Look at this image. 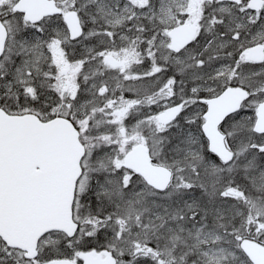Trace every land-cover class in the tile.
<instances>
[{
  "label": "snow or ice",
  "instance_id": "1",
  "mask_svg": "<svg viewBox=\"0 0 264 264\" xmlns=\"http://www.w3.org/2000/svg\"><path fill=\"white\" fill-rule=\"evenodd\" d=\"M0 264H264V0H0Z\"/></svg>",
  "mask_w": 264,
  "mask_h": 264
}]
</instances>
